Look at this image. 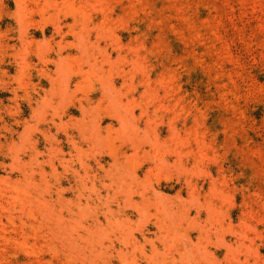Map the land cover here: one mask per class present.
<instances>
[{
    "label": "rangeland",
    "instance_id": "obj_1",
    "mask_svg": "<svg viewBox=\"0 0 264 264\" xmlns=\"http://www.w3.org/2000/svg\"><path fill=\"white\" fill-rule=\"evenodd\" d=\"M152 263L264 264V0H0V264Z\"/></svg>",
    "mask_w": 264,
    "mask_h": 264
},
{
    "label": "bare ground",
    "instance_id": "obj_2",
    "mask_svg": "<svg viewBox=\"0 0 264 264\" xmlns=\"http://www.w3.org/2000/svg\"><path fill=\"white\" fill-rule=\"evenodd\" d=\"M87 55H88V54H87ZM88 56H89V55H88ZM164 239H165V238H164ZM155 250H156V249H155ZM155 250H154V251H155ZM157 252H158V251H157ZM157 252H155V253L157 254ZM152 264H153V263H152ZM173 264H174V263H173Z\"/></svg>",
    "mask_w": 264,
    "mask_h": 264
}]
</instances>
